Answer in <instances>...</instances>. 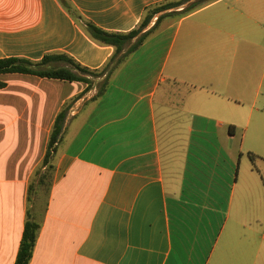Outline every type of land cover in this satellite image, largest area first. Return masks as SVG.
Returning <instances> with one entry per match:
<instances>
[{"label":"crops","instance_id":"0c3cea01","mask_svg":"<svg viewBox=\"0 0 264 264\" xmlns=\"http://www.w3.org/2000/svg\"><path fill=\"white\" fill-rule=\"evenodd\" d=\"M65 1L84 20L126 33L170 0ZM263 27L264 0H216L165 18L98 99L105 76H87L89 88L0 74V264L16 263L28 212L41 225L30 264H258L245 176L237 190L251 127L264 153V108L243 107L261 93ZM114 52L60 0H0V59L63 53L98 70ZM65 106L41 209L29 187Z\"/></svg>","mask_w":264,"mask_h":264},{"label":"trees","instance_id":"16d2710c","mask_svg":"<svg viewBox=\"0 0 264 264\" xmlns=\"http://www.w3.org/2000/svg\"><path fill=\"white\" fill-rule=\"evenodd\" d=\"M67 10L81 22L82 27L87 32V34L97 43L102 45H109L115 48V52L110 60L105 64L102 69L92 70L88 67H85L78 63L74 58L70 57L67 54L63 53H53L47 54L44 58L39 61H31L26 58L20 57H9L0 59V74L5 73H25L33 74L40 77L66 80V81H81L89 84V88L93 85V79H90L87 76L92 78L104 77V79L98 85V92L95 96V99L103 96L106 92L109 81L118 67L123 64L129 57V55L138 49L147 38L159 31L162 26V22L165 18L173 16H186L197 9H200L207 4L214 2L216 0H196L191 2L184 9L180 11H175L173 9L179 8L185 3L190 2L191 0H170L156 6L150 7L147 10L145 17L141 20L139 26L129 32H110L106 31L91 21L84 20L77 11L65 0H60ZM173 10L171 12L162 14L157 19L155 25L148 31L144 32L145 28L149 25L152 18L163 11ZM131 45V47L125 51L126 47ZM53 62H62L66 66H49ZM67 113V107H63L62 111L56 118L54 126L52 128L50 139L48 142L47 152L43 159L41 169L36 171L35 178H38L37 185H42L47 176L55 171L54 159L58 152L59 145L63 140V130L65 124V118ZM249 156L253 162L256 161L258 155L250 152ZM42 168H45L42 172ZM35 184L31 183L29 187V197L28 201H32V192L34 190ZM41 225L37 222L30 214L27 213V220L25 223V229L23 233V238L21 241L20 249L15 264H30L34 248L37 242L38 232Z\"/></svg>","mask_w":264,"mask_h":264},{"label":"rangeland","instance_id":"374dc122","mask_svg":"<svg viewBox=\"0 0 264 264\" xmlns=\"http://www.w3.org/2000/svg\"><path fill=\"white\" fill-rule=\"evenodd\" d=\"M192 1V0H191ZM190 1V2H191ZM190 2L185 3L179 8H185L190 4ZM207 2H210L209 0ZM179 8L173 9L177 10ZM164 14V13H163ZM167 23V21H166ZM162 27V26H161ZM262 33V44L264 45V27L260 30ZM167 35H170V32H167ZM164 45V43H163ZM261 75L263 76V83L261 87V93L257 98L254 96H251V99L249 101H246L245 105L243 107L248 109H263L264 108V70L262 69ZM99 85V84H98ZM97 85V89H98ZM253 127H251V130L248 131L246 135L245 140V147L243 150L244 155V161L241 166V174H240V180L238 181V190L243 186L244 184V176H245V183L249 187L250 190V197L251 202L249 206L250 211V218L252 221V227H251V244L253 247V255L252 259L256 258V255L254 253L256 250H260V256L258 257L257 262L258 264H264V153H260L259 147L256 145H259L258 137L254 135L253 133ZM238 138L236 139L238 143L241 144L242 141V133H238ZM247 148H254V150H257V152H254L258 155V158L255 162H253L249 156V150ZM45 169L42 170L44 172ZM246 170V175H245ZM53 173L49 174L47 176L46 181L41 185L43 187L42 193H40L39 201L36 203V193L35 191L32 192V201L33 205L36 207V204L39 205V207L42 209L45 202V192L48 189V186L50 184V181L52 180ZM35 180V182H33ZM32 183L36 184L37 178H35ZM37 188V186L35 185ZM35 188V189H36Z\"/></svg>","mask_w":264,"mask_h":264},{"label":"water","instance_id":"95a60500","mask_svg":"<svg viewBox=\"0 0 264 264\" xmlns=\"http://www.w3.org/2000/svg\"><path fill=\"white\" fill-rule=\"evenodd\" d=\"M194 1H196V0H193V1H191V2H194ZM191 2H190V3H191ZM183 9H184V8H183Z\"/></svg>","mask_w":264,"mask_h":264}]
</instances>
